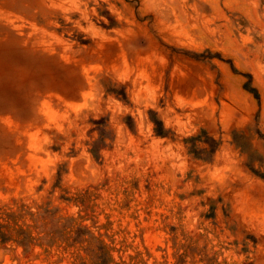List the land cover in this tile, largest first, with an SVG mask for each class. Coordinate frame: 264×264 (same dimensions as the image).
I'll return each mask as SVG.
<instances>
[{"label": "rangeland", "instance_id": "obj_1", "mask_svg": "<svg viewBox=\"0 0 264 264\" xmlns=\"http://www.w3.org/2000/svg\"><path fill=\"white\" fill-rule=\"evenodd\" d=\"M247 164L264 0H0V264H264Z\"/></svg>", "mask_w": 264, "mask_h": 264}, {"label": "trees", "instance_id": "obj_2", "mask_svg": "<svg viewBox=\"0 0 264 264\" xmlns=\"http://www.w3.org/2000/svg\"><path fill=\"white\" fill-rule=\"evenodd\" d=\"M250 92H252L254 94L256 99H258V94H257V91H256V89L254 87L250 88ZM150 120H151V122L153 124V130H154V133H155L156 136L167 137L169 135V131L165 128L163 122L160 120V118L154 112H151ZM257 133L260 135V137H263L262 136L263 134H260L259 132H257ZM232 137H233L234 140L236 139V135L235 134H232ZM185 143H189V151H190V153H192L196 157H199L202 154L212 155V154L215 153V151L219 147V142L216 141L215 139L211 138V137L208 138V136L207 137L205 136L204 140H201L200 136L191 137V138H188ZM198 143H204L208 147L207 148H199L197 146ZM104 144H105V140L104 139L101 140V143H97L96 142V143L93 144L91 153L93 154L94 157L97 158V156H98V152H99V149H100L99 145H104ZM248 158H250V157H248ZM206 159H208V156H207ZM247 166H248V168L250 169V171L254 175H257V176L261 177L262 179H264V175L260 174L261 172H259L258 170H255L253 168V166H251V165L247 164ZM0 226L3 227L1 224H0ZM18 230L20 231V235L24 239H26V241L24 242V241H22L20 239H17V240L15 239L13 241L16 242L19 246H21L25 252H27V250L31 249L32 246L39 245V244H33V242H32L33 237L28 233L27 230L22 229V228H19ZM84 234H86L88 236L92 235L90 232H85ZM3 239L4 238H1V241L5 242L6 240H3ZM100 259L101 260H100V262H98V264H110L111 263L109 260H105L104 258H100Z\"/></svg>", "mask_w": 264, "mask_h": 264}]
</instances>
